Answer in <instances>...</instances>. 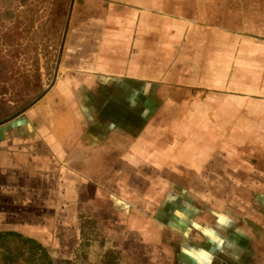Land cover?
Here are the masks:
<instances>
[{
    "label": "crops",
    "instance_id": "0c3cea01",
    "mask_svg": "<svg viewBox=\"0 0 264 264\" xmlns=\"http://www.w3.org/2000/svg\"><path fill=\"white\" fill-rule=\"evenodd\" d=\"M260 2L74 0L53 83L0 124V218L24 198L68 203L124 237L183 243L194 264H264V216L230 199L264 195ZM175 177L215 179L224 198L183 185L195 207L168 199Z\"/></svg>",
    "mask_w": 264,
    "mask_h": 264
},
{
    "label": "rangeland",
    "instance_id": "374dc122",
    "mask_svg": "<svg viewBox=\"0 0 264 264\" xmlns=\"http://www.w3.org/2000/svg\"><path fill=\"white\" fill-rule=\"evenodd\" d=\"M68 2L69 0H0V122L13 115L36 95H40L50 83ZM254 6L263 11L261 8H264V2L254 3ZM52 9L56 13V18L49 22ZM259 14L252 19L249 30H264V14L262 12ZM71 18L70 12L63 43L67 41L72 31L69 29L73 22ZM242 21L240 19L239 22ZM237 26L242 27V24ZM35 62H37L39 73L37 79L39 88H33L28 84L34 72ZM221 181L227 187H233L236 183L240 190L245 186V183L241 182L245 180H234L233 183L227 179ZM171 184L175 190L167 198H172L173 201L176 198L181 199L183 203L188 202L192 207H195V204L190 200L192 198L186 195L187 190L192 193L201 190L202 204H210L209 202H214L217 197L224 198V195H220V192L213 189L216 184L215 179L201 181L175 177ZM183 185H185L186 194L182 191ZM205 189L207 194L204 193ZM215 192L220 193V196H217ZM50 199L60 201L59 196L52 195ZM230 199L232 206H239L238 210L242 211L245 207L251 208L255 205L257 209L255 212L260 215L259 218L264 216V195H240L239 192L237 197L232 196ZM23 201L9 206L14 208L10 212L12 217L0 218V227L4 228L6 225L37 236L55 259L72 257L74 249H77L79 257H74L71 260L72 264H101L104 251L110 249L117 253L118 264H194L190 261L192 258H189V261L186 260L188 252H185L183 248L188 246L183 243L151 245V243L137 240L138 238H134L132 234L124 237L123 231L117 226L114 228L108 226L112 220L108 223L105 219H87L85 208L81 207L76 212L68 203H63V209H61V204L58 206L57 202L49 201L43 204V202L39 203L37 198L29 200L24 198ZM249 212L251 213L250 210ZM80 225H83L86 236L88 234L90 238L92 237L89 246H81L79 243ZM163 237L165 238V235ZM236 243L237 241L232 239L229 245L234 252H238L241 248ZM257 251L256 254L259 256L260 250ZM189 252L193 253L191 250ZM245 261L244 257L241 264Z\"/></svg>",
    "mask_w": 264,
    "mask_h": 264
},
{
    "label": "trees",
    "instance_id": "16d2710c",
    "mask_svg": "<svg viewBox=\"0 0 264 264\" xmlns=\"http://www.w3.org/2000/svg\"><path fill=\"white\" fill-rule=\"evenodd\" d=\"M55 16L56 13L52 9L50 11L49 22L54 21ZM32 20H34L33 17ZM34 61L37 60L34 59ZM38 77L37 62H35L34 72L31 74L28 84L33 88H39ZM89 228L91 229L92 227ZM80 235V245L89 246L92 237L90 238L88 234L86 236L83 225H80ZM78 254V250L74 249L72 257L55 259V257L49 254L46 245L42 244L36 237L25 234L17 229L0 230V264H72L71 260L74 257H79ZM101 264H118L117 253L110 249L104 251Z\"/></svg>",
    "mask_w": 264,
    "mask_h": 264
},
{
    "label": "water",
    "instance_id": "95a60500",
    "mask_svg": "<svg viewBox=\"0 0 264 264\" xmlns=\"http://www.w3.org/2000/svg\"><path fill=\"white\" fill-rule=\"evenodd\" d=\"M72 3L73 0H69L68 2V6H67V10H66V14H65V20L63 22V27H62V32H61V36H60V40H59V44H58V49H57V57L55 58V62H54V66H53V71H52V76H51V81L48 84V86L41 92V94L36 95L32 100H30L28 103H26L23 107H21L19 110H17L15 113H13V115H11L9 118L5 119L4 121H1L0 124L7 122L8 120H10L11 118L14 117V115L18 114L19 112L23 111L24 109H26L29 105H31L35 100H37L38 98H40L41 96H43L47 89L51 86V84L54 81L55 78V74H56V70H57V65L59 62V58H61V50H62V46H63V42H64V37L66 34V29H67V25H68V21L70 20V12H71V8H72Z\"/></svg>",
    "mask_w": 264,
    "mask_h": 264
}]
</instances>
